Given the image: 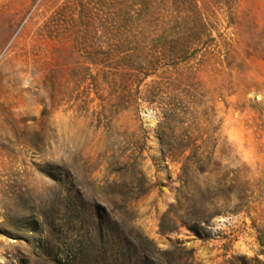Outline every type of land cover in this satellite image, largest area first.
<instances>
[{"label":"rangeland","instance_id":"374dc122","mask_svg":"<svg viewBox=\"0 0 264 264\" xmlns=\"http://www.w3.org/2000/svg\"><path fill=\"white\" fill-rule=\"evenodd\" d=\"M259 231L264 0H0V264H264Z\"/></svg>","mask_w":264,"mask_h":264},{"label":"trees","instance_id":"16d2710c","mask_svg":"<svg viewBox=\"0 0 264 264\" xmlns=\"http://www.w3.org/2000/svg\"><path fill=\"white\" fill-rule=\"evenodd\" d=\"M160 142H161V137H160ZM162 154H163V156L165 157V158H170L171 160H174V157H172L171 155H169V154H167V153H163V151H162ZM144 194V192L142 193V192H138V193H136L134 196V199L135 200H137L138 198H140L142 195ZM170 214H172V213H169V212H167L164 216H163V218H162V221H161V223H160V231H162V232H165V231H168V229H166L164 226V223H165V221H167V217L170 215ZM189 215V214H188ZM177 218V217H176ZM162 224V225H161ZM193 226L192 227H190V231L192 232V233H194V235L195 236H197V237H201V236H203V233L201 232V229L199 228V226L201 225V222H199V221H197V222H195V221H192V223H191ZM259 241H260V243L262 244V245H264V235H263V233H261V231H259Z\"/></svg>","mask_w":264,"mask_h":264}]
</instances>
